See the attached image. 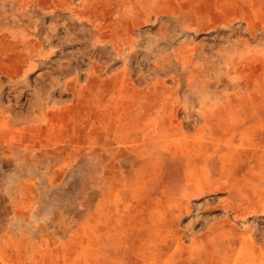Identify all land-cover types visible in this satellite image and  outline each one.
<instances>
[{
    "label": "rangeland",
    "instance_id": "obj_1",
    "mask_svg": "<svg viewBox=\"0 0 264 264\" xmlns=\"http://www.w3.org/2000/svg\"><path fill=\"white\" fill-rule=\"evenodd\" d=\"M261 130L264 0H0V264H264Z\"/></svg>",
    "mask_w": 264,
    "mask_h": 264
},
{
    "label": "bare ground",
    "instance_id": "obj_2",
    "mask_svg": "<svg viewBox=\"0 0 264 264\" xmlns=\"http://www.w3.org/2000/svg\"><path fill=\"white\" fill-rule=\"evenodd\" d=\"M59 1V0H58ZM258 1V0H257ZM254 2V1H253ZM255 3H257V2H255ZM56 4H57V2H56ZM59 4V3H58ZM240 4V3H239ZM253 5V4H252ZM253 7H254V5H253ZM256 8V7H255ZM242 11V10H241ZM244 12V11H243ZM258 13V12H257ZM247 16H249V15H247ZM251 16V15H250ZM251 18V17H250ZM257 21V20H256ZM250 22V21H249ZM251 24H253V23H251ZM250 24V25H251ZM263 103V102H262ZM257 125V124H256ZM260 131V130H259ZM261 134L262 135H264V132L261 130ZM231 135V134H230ZM210 136V135H209ZM257 137V136H256ZM256 141V140H255ZM258 142V141H257ZM260 142V141H259ZM253 143V142H252ZM254 145H255V149H254V151H253V153H251V155L255 158L254 160H256L255 161V166L257 167V168H259L260 166H264V162L263 163H261L262 162V156H263V154H264V144L263 145H261V144H259V146H258V143H253ZM179 151V150H178ZM201 151V150H200ZM247 155V154H246ZM252 157V158H253ZM258 157H260L261 158V162L257 159ZM248 158V157H247ZM246 158V159H247ZM230 161V160H229ZM196 167V166H195ZM251 167V166H250ZM255 168V167H254ZM233 171V170H232ZM255 172V171H254ZM257 172V171H256ZM252 177V176H251ZM253 178V177H252ZM263 179V178H262ZM254 181V180H253ZM249 182V181H248ZM251 182V181H250ZM206 184V183H205ZM227 184H228V182H227ZM256 184V183H255ZM233 188V187H232ZM255 188V187H254ZM257 190V189H256ZM244 191H245V189H244ZM263 192V191H262ZM215 193V192H214ZM248 193H249V191H248ZM262 194V193H261ZM261 199L260 200H262V202L264 203V195L262 194L261 196ZM246 198V197H245ZM254 200H256V199H254ZM239 203V202H238ZM246 206V205H245ZM247 209H249V213L251 212L250 211V208L251 207H246ZM252 209V208H251ZM264 209V208H263ZM254 215V214H253ZM256 215V214H255ZM223 230V229H222ZM224 231V230H223ZM241 232V231H240ZM239 232V233H240ZM238 233V234H239ZM222 235V237H224V235H225V233L224 232H221L220 233V236ZM228 235V234H227ZM227 235L225 236V237H227ZM235 235V234H234ZM236 236V235H235ZM238 236V235H237ZM233 237V236H232ZM221 238V237H220ZM259 238V237H258ZM262 239V238H261ZM228 240V239H227ZM246 240V239H245ZM242 241V240H241ZM200 242V241H199ZM227 242V241H226ZM263 242V241H262ZM237 243V242H236ZM235 243V244H236ZM259 243V242H258ZM257 243V244H258ZM183 245V244H182ZM242 246V245H241ZM246 246H248V243H247V245ZM262 246V245H261ZM233 247H235V246H233ZM203 248V247H202ZM231 248V247H230ZM236 248V247H235ZM252 248V247H251ZM264 248V247H263ZM253 249V248H252ZM218 250V249H217ZM233 250V249H232ZM237 250V249H236ZM240 250V249H239ZM260 250V249H259ZM230 251V250H229ZM243 251V250H242ZM242 251H239L240 253H243ZM244 251H248V250H246V249H244ZM259 252V251H258ZM244 253H246V252H244ZM262 253L264 254V251H262ZM232 254V253H231ZM255 254H257L256 252H255ZM245 255V254H244ZM262 255V254H261ZM236 256V255H235ZM234 256V257H235ZM257 256V255H256ZM184 257V256H183ZM220 257H221V255H220ZM216 258V257H215ZM210 259V258H209ZM223 259V258H222ZM221 259V260H222ZM216 260V259H215ZM228 260V259H227ZM238 260V259H237ZM236 260V261H237ZM241 260H242V258H241ZM254 260V259H253ZM258 260V259H257ZM262 260V259H261ZM212 261V260H211ZM247 261V260H246ZM238 262V261H237ZM252 262V261H251ZM221 264V263H220ZM231 264V263H230ZM239 264V263H238ZM243 264H244V262H243ZM246 264H248V263H246ZM250 264H252V263H250ZM254 264V263H253ZM258 264H260V262L258 263Z\"/></svg>",
    "mask_w": 264,
    "mask_h": 264
}]
</instances>
